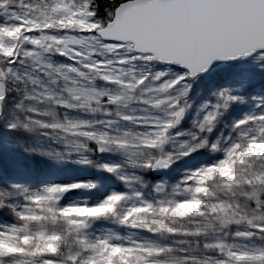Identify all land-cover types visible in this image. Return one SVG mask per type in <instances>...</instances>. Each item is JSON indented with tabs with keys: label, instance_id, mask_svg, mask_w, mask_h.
Instances as JSON below:
<instances>
[{
	"label": "snow or ice",
	"instance_id": "6c2138e0",
	"mask_svg": "<svg viewBox=\"0 0 264 264\" xmlns=\"http://www.w3.org/2000/svg\"><path fill=\"white\" fill-rule=\"evenodd\" d=\"M0 264H264V0H0Z\"/></svg>",
	"mask_w": 264,
	"mask_h": 264
}]
</instances>
